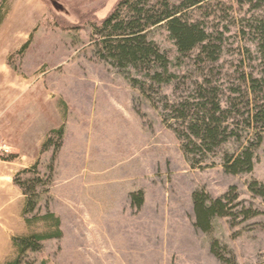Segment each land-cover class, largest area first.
Listing matches in <instances>:
<instances>
[{
    "label": "rangeland",
    "instance_id": "obj_1",
    "mask_svg": "<svg viewBox=\"0 0 264 264\" xmlns=\"http://www.w3.org/2000/svg\"><path fill=\"white\" fill-rule=\"evenodd\" d=\"M119 1L0 0V129L8 125L16 110L31 106L28 93L41 96L37 105L45 110L50 107L42 97L49 96L53 116L59 111L56 102L63 98L69 113L66 121L68 151L61 158L64 180L60 189L57 188L61 182L55 147L46 155L41 148L37 159V172L43 184L37 188L42 209L39 214H44L48 206L62 218L64 235L61 239L44 242L42 251L29 253L28 259L36 263L46 260L48 264H124V259L110 260L106 256L109 237L122 235V231H117L120 228L114 226L120 224L108 221L100 224L95 219L94 227L85 225L84 211L76 206L73 208L77 210H70L72 208L58 202L55 195L58 190L60 195L73 197L70 190L86 181L92 183V177L97 179L92 186L109 189L132 186L138 183V172L134 173L132 167L140 160L146 166L143 173L146 174L148 204H163L162 216L159 210L156 215L155 210L148 209L147 228H142L141 233L149 239L164 234L163 264H223L210 252L214 241L220 243L224 256L236 264H264V202L253 198L247 188L252 181L264 183V143L257 149L254 169L249 174L230 175L220 165L225 153L240 150L241 145L234 140L215 155L204 157L207 159L202 169H195L182 154L176 135L160 118L167 101L190 96L196 83L204 80L218 87L224 99L238 96L237 90L245 93L244 76L257 74L256 45L248 39H239L232 30L226 35L217 63L199 64L195 53L178 62L177 49L167 32L156 30L152 38L171 60V71L178 79L171 85H153L151 89L144 77L130 70L127 76L151 90L148 96L142 95L124 77L125 71L100 59L98 37L93 34V25L110 15ZM4 87L26 96L3 97L1 89ZM118 103L128 107L136 120L125 119ZM55 125L64 128L65 133L66 125ZM91 158H96V165L90 162ZM8 160L9 156L0 151V264H12L16 258L13 237L49 231L43 223L31 229L20 222V209L26 198L21 188L14 185V179L29 163ZM34 178V173L21 176V180ZM232 187L239 196L237 204L258 208L261 215L248 221L215 218L208 234L194 228V192L204 191L212 198H222ZM162 219L163 227L153 224ZM146 245L148 250L156 249L155 242L147 241Z\"/></svg>",
    "mask_w": 264,
    "mask_h": 264
},
{
    "label": "trees",
    "instance_id": "obj_2",
    "mask_svg": "<svg viewBox=\"0 0 264 264\" xmlns=\"http://www.w3.org/2000/svg\"><path fill=\"white\" fill-rule=\"evenodd\" d=\"M160 29L165 30L174 43L178 62L195 53L199 64L217 63L223 53L226 35L232 30L239 39H248L256 45L257 74L244 76L245 93L237 90L235 94L238 96L224 99L218 87L204 80L196 83L190 96L175 102L167 101L160 117L163 125L176 135L182 154L193 168L202 169L201 165L207 159L204 157L215 155L226 143L234 140L241 145L240 150L225 153L220 165L230 175L251 173L257 149L264 143V0H120L110 15L93 25V34L98 37V54L117 70L125 71L124 77L132 87L146 96L151 90L139 80L127 76L130 70L144 77L151 89L153 85H171L178 79L171 71V60L152 38L154 31ZM63 129L49 134L42 146L43 151L55 147L54 153L57 154L62 145ZM197 155L203 159L197 160ZM15 158L10 156L9 160ZM38 167L39 162L20 172L14 185L21 188L26 198L23 218L27 227L32 229L37 223H43L49 231L13 237L16 258L12 264H48L46 260L30 261L28 254L39 253L44 242L63 237L61 221L48 206L44 208V214H39L42 209L37 188L43 184ZM53 170L51 165L50 172ZM31 173L36 178L21 180V176ZM247 188L253 198L264 202V183L252 181ZM237 200L239 196L233 187L222 198H212L204 191L194 192V228L208 234L215 218L248 221L261 215L258 208L237 204ZM131 201L133 207L140 209L144 193L131 194ZM220 250V243L214 241L210 252L223 264H236Z\"/></svg>",
    "mask_w": 264,
    "mask_h": 264
},
{
    "label": "crops",
    "instance_id": "obj_3",
    "mask_svg": "<svg viewBox=\"0 0 264 264\" xmlns=\"http://www.w3.org/2000/svg\"><path fill=\"white\" fill-rule=\"evenodd\" d=\"M7 67H9L8 62L5 63V68L7 69ZM3 69L4 68H2V70ZM1 90V95L3 97L6 96L7 98H11V96L13 95H15V99L20 98L23 95L26 96V94H21L17 90H9L8 87H4ZM27 95H30L29 97L31 106H26V108L25 106H22L21 110H16L12 117V120L7 123L8 125L4 129H0V151L3 154H7L9 157L15 156L16 158L14 160H11L13 163L24 162L29 163V165H33L34 163L36 164L39 161L37 159H39L41 155V148H43L42 146L44 145L49 134L54 130L60 129L57 128L55 124H58V126L60 123L66 125L63 145H61V149L57 153L56 158L57 166L59 167V179L61 182L64 180L61 177L63 175L60 165L62 161L61 158H63L68 151L67 133L69 126L66 121L69 117V113L66 109L67 107L65 106V101L63 98H61L60 100H58V102H56V107L59 111L55 112L53 116L52 111L50 110L51 98L49 96L43 95L42 97L45 100V103H47L50 107V109L48 108L45 110V108H42L40 106L38 107L37 105L41 96H37V94L35 93H28ZM118 104L119 111L125 117V119L136 120L135 115L131 113L128 107L126 108L122 104ZM52 121L56 123H53ZM28 123L29 125L27 126ZM75 144L78 145V142ZM76 145L74 147L75 151L78 147ZM44 153L46 155L48 151ZM75 153H77V151ZM48 157L51 158L52 155H49ZM96 161V158H91L90 160L93 165H96ZM75 162L76 159L73 160V164H75ZM29 165L25 166L23 169H29ZM143 167L146 166L140 163V160L136 166L133 165L132 169L135 171L134 173L138 172L136 174V178L138 177V183H135L132 186L129 185L128 187H120L115 189L92 186L91 184H95L94 182L97 181V179L92 177V183L86 181L83 182L84 185L79 186V188H73L72 190H70V195H73V197L62 194L60 195L58 190L56 191L57 193L55 196L58 202L65 204L67 207L69 206V209L72 208L70 210H77L76 208H73L74 206L83 210L85 215V219L83 220L84 222H86L85 225L94 227L96 223H94L93 220L95 219L100 222V224H103L107 221L109 223L116 224V222H118L120 224L114 226H118L120 228V231H117L119 233L122 231V235L118 234V236L116 237H109L108 241L110 243L108 245L109 249H107L108 255H106L108 259H124V264H163L164 251L162 244L164 240V234L162 233L159 236L156 235L149 239L148 236L145 237V234L143 235L141 233L142 228H147L149 218L147 215L148 209L151 208L150 210H155L156 215H158L159 210L161 216L163 215V204H160V206L158 204H156L155 206L148 204V192L145 185L146 180H144L146 179V174L143 173ZM60 184L61 185L59 187L57 186V188L59 189L62 186V182ZM140 191L144 193V203L142 204V207L140 209H137L132 205L131 194ZM24 208L25 203L22 204V207L20 209V222L22 223H25L23 218ZM54 214L60 219L59 221H61V228H63L64 225L62 218L59 217L56 213ZM153 224L156 227L158 225L163 227L164 220L162 219L160 223L155 221ZM147 241H149L150 243L155 242L156 249L148 250V246L146 245ZM158 243H160V245H158ZM95 249L96 248H94L93 250L95 251ZM127 260H130V263H127Z\"/></svg>",
    "mask_w": 264,
    "mask_h": 264
}]
</instances>
